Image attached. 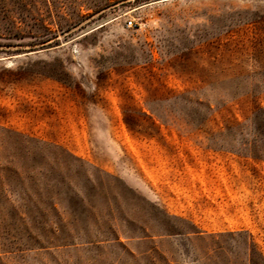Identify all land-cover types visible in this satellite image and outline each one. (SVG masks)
I'll use <instances>...</instances> for the list:
<instances>
[{
    "label": "rangeland",
    "instance_id": "374dc122",
    "mask_svg": "<svg viewBox=\"0 0 264 264\" xmlns=\"http://www.w3.org/2000/svg\"><path fill=\"white\" fill-rule=\"evenodd\" d=\"M0 264H264V0H0Z\"/></svg>",
    "mask_w": 264,
    "mask_h": 264
},
{
    "label": "trees",
    "instance_id": "16d2710c",
    "mask_svg": "<svg viewBox=\"0 0 264 264\" xmlns=\"http://www.w3.org/2000/svg\"><path fill=\"white\" fill-rule=\"evenodd\" d=\"M124 182L126 183L127 186L133 188V189L136 190V192H137L136 187L132 186V185H131L126 179H124ZM138 187L143 189V197H144V198H149V196H150V194H151L150 191H149V189H147V188L144 186V184H143V187H141V186H138ZM138 187H137V188H138ZM140 194H141V193H140Z\"/></svg>",
    "mask_w": 264,
    "mask_h": 264
},
{
    "label": "crops",
    "instance_id": "0c3cea01",
    "mask_svg": "<svg viewBox=\"0 0 264 264\" xmlns=\"http://www.w3.org/2000/svg\"><path fill=\"white\" fill-rule=\"evenodd\" d=\"M207 197V196H206ZM204 198L205 199V202H206V204H209V206L212 208V207H214V205H216V203L218 204V202H219V199H217V198H214L212 195H211V197L212 198H209V199H207V198ZM213 199H216V202H213ZM226 199V201L225 202H228L229 204H233L232 203V201L230 202L229 200H228V198H225ZM233 202H235V201H233ZM234 205V204H233ZM233 205H231V206H233Z\"/></svg>",
    "mask_w": 264,
    "mask_h": 264
},
{
    "label": "built area",
    "instance_id": "2783aa9c",
    "mask_svg": "<svg viewBox=\"0 0 264 264\" xmlns=\"http://www.w3.org/2000/svg\"><path fill=\"white\" fill-rule=\"evenodd\" d=\"M131 23H132V21L129 20V21H128V24L131 25Z\"/></svg>",
    "mask_w": 264,
    "mask_h": 264
}]
</instances>
